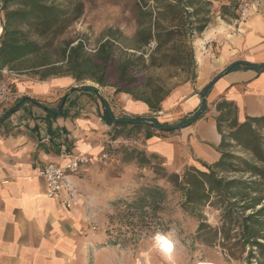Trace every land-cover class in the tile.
<instances>
[{
    "label": "trees",
    "instance_id": "trees-1",
    "mask_svg": "<svg viewBox=\"0 0 264 264\" xmlns=\"http://www.w3.org/2000/svg\"><path fill=\"white\" fill-rule=\"evenodd\" d=\"M148 1L155 3L156 7L150 10L147 0L139 2L136 6V30L128 44L123 41L119 31L108 28L96 48L88 52L80 39L61 40L63 32L81 17V3L62 5L55 4L52 0H2L0 73L6 70L17 75L32 74L41 81L54 77H71L81 86L71 88L70 93L95 92L96 89L85 85L86 82L99 87H111L115 93L127 94L146 104L150 112L157 113L161 102L170 93L160 79H155L157 71L172 69L182 72L193 67L191 43L210 24L212 3L209 0ZM242 2L243 0H227L226 4L220 6V19L227 23L239 20ZM151 44H154L153 48H149ZM247 70L262 73L264 63L235 62L229 65L199 92V107L171 125L160 123L150 115L115 117L104 102L100 118L109 126L112 140L122 136L124 131L156 133L157 138H163L157 132L170 134L206 118L209 113L206 97L220 76ZM192 72L194 79V71ZM67 96L61 98L53 108L22 98L8 113L16 111L24 103H30L41 108L48 119L63 118L70 111L64 108ZM70 104L72 106V102L69 106ZM215 109L218 113L215 118L217 131L221 136L217 147L219 159L210 165L201 162L185 165L181 175L170 173L162 178L167 179L173 190L180 193V206L185 213L198 218L199 208L218 211L219 227L209 229H213L221 240L228 241L236 227L234 245L240 248L239 252L247 250L249 262L252 259L262 262L264 139L261 132L264 133V115L246 117L242 123L231 125L229 133L223 135L220 123L232 121L235 107L230 102L222 101L215 104ZM73 116L77 118L79 113H74ZM233 147L239 148L248 157L229 150ZM129 155L131 158L135 156L144 165L150 164L151 156L155 157L153 153L143 161L142 153L134 150ZM147 192L150 193L148 190ZM153 199V196L147 199L148 205L154 203ZM197 221L199 233L207 226L201 220Z\"/></svg>",
    "mask_w": 264,
    "mask_h": 264
},
{
    "label": "crops",
    "instance_id": "crops-1",
    "mask_svg": "<svg viewBox=\"0 0 264 264\" xmlns=\"http://www.w3.org/2000/svg\"><path fill=\"white\" fill-rule=\"evenodd\" d=\"M220 32L216 30L206 39L211 45L199 57L200 63L196 61L200 52L195 37L191 43L193 67L187 68L194 71L195 78L191 82H178L157 113L127 94L115 93L111 87L85 83L96 91L70 93L71 88L81 86L71 77L41 81L26 75L14 76L12 92L5 102L0 100V264H70L74 249L79 250L85 244V237L77 235L80 226L85 228L80 219L76 220L78 213L62 205L66 193H61L58 199H49L38 173L46 164L61 163L77 153L99 154L109 129L100 118L103 102L115 117L150 115L171 125L199 107V92L229 65L264 63V14L245 19L237 32L226 38L219 39ZM65 95L68 96L64 108L70 111L63 118L48 119L41 108L30 103L8 113L22 98L53 108ZM222 101L235 107L236 123H242L246 117L263 116L264 72L223 74L206 97L209 113L205 119L170 134L157 132L163 138L145 133V149L162 158L174 172L185 165L215 163L221 142L215 104ZM77 112L79 116L75 118L73 114Z\"/></svg>",
    "mask_w": 264,
    "mask_h": 264
},
{
    "label": "rangeland",
    "instance_id": "rangeland-1",
    "mask_svg": "<svg viewBox=\"0 0 264 264\" xmlns=\"http://www.w3.org/2000/svg\"><path fill=\"white\" fill-rule=\"evenodd\" d=\"M52 1L55 4L62 5L74 2H79L83 5L81 17L63 32L61 40L80 39L83 41L85 49L88 52H92L108 28L119 31L124 38L123 41L126 44L129 43L136 30V6L142 0ZM209 1L212 3L210 24L195 39L197 40L196 47L200 52L199 57H201L202 53L204 55V51L209 50L208 46L211 45L209 40L200 43L205 34L211 33L209 37L211 38L214 31L221 30L220 39V37L237 32L245 19L264 14V0H243L240 7L241 16L239 20L227 23L219 17L220 6L226 4L227 0ZM147 4L150 10L156 7L152 1L147 0ZM218 42L217 45H219ZM153 47L154 44L149 46V48ZM2 72H5V74L0 73V80L3 81L0 83V100L5 102L13 90L11 87L12 79L14 76L21 75L6 70ZM157 74L158 76L155 79H160L165 89L170 92L177 87L178 82L193 81V72L189 69L182 72L162 69L157 71ZM23 75L35 77L32 74ZM65 91H61V93ZM231 120L229 123H220V131L223 135H227L230 126L236 123L235 115L231 117ZM109 130L110 128L106 131L107 139L103 142L99 154L95 156L87 154L92 158V162L69 178V191L65 192L67 199L71 201V207L68 209H75L78 213L76 220L80 219V222L85 225V228L80 226L79 231H77V235L85 237V244L80 246L79 250L74 249L73 260L70 264H164L162 255L152 248L151 238L157 232L167 231H172L174 239L177 241L176 256L174 258L177 264H264V259L261 260L262 262H256L253 259L249 262L247 260V250L244 253L239 252L240 248L234 245L236 227L231 232L228 241H223L218 234H214L213 229L219 227V222L217 221L218 211H212L209 208H199L197 209L198 218H193L185 213L182 210V206H180V193L173 190L171 185L167 183V179L165 180V187H156L155 181H153L150 186L132 190L126 193L123 198L117 200L113 205L117 209V213L116 216L111 218V224L107 230L97 231L93 226L89 225L84 220L82 212L100 211L102 206L89 209L88 205L80 203L77 197L88 196L87 185L90 180L94 179L95 171L96 173L106 172L108 180L118 177L120 173V168L117 166L120 159V150L114 149L115 145L112 144V141L115 140L110 138ZM261 133L264 139V133ZM122 134V136L117 138L131 139V143L134 145L133 150L142 153L144 156L143 161H146L153 154L147 152L144 147L146 144L144 131H131L128 133L124 131ZM229 150L237 155L248 157L239 148L233 147ZM123 152L125 160L136 159L135 156L130 157V151L124 149ZM149 161L150 164L148 165L154 169L157 180L170 173L181 175L182 169L174 172L156 154L155 157L151 156ZM94 165H100L102 169L95 168ZM147 190L150 192L149 194H147ZM152 196L154 197V203L148 205L147 199H151ZM197 219L207 226L206 228L201 227L202 229L199 233V222ZM210 227L213 229H209Z\"/></svg>",
    "mask_w": 264,
    "mask_h": 264
},
{
    "label": "clouds",
    "instance_id": "clouds-1",
    "mask_svg": "<svg viewBox=\"0 0 264 264\" xmlns=\"http://www.w3.org/2000/svg\"><path fill=\"white\" fill-rule=\"evenodd\" d=\"M123 141V143H121ZM114 149L120 150L118 167L120 173L118 177L107 179L106 172L94 174V179L87 185L88 196L77 199L83 205L87 204L89 209L102 206L100 211H83L84 220L97 231L107 230L111 224V218L116 216L117 209L113 206L115 202L132 190L150 186L155 181L156 187H165L164 178L156 179V173L149 165H141L136 159L125 160L123 150L132 151L134 145L131 139L123 137L112 141ZM152 248L158 251L164 260V264H177L176 256L177 241L174 239L172 231L157 232L151 238Z\"/></svg>",
    "mask_w": 264,
    "mask_h": 264
},
{
    "label": "built area",
    "instance_id": "built-area-1",
    "mask_svg": "<svg viewBox=\"0 0 264 264\" xmlns=\"http://www.w3.org/2000/svg\"><path fill=\"white\" fill-rule=\"evenodd\" d=\"M91 162L92 158L87 154L78 153L66 157L61 163H48L42 167L38 175L45 183L46 196L49 199L60 198L61 193L69 191V178ZM62 205L68 209L71 201L66 198Z\"/></svg>",
    "mask_w": 264,
    "mask_h": 264
},
{
    "label": "bare ground",
    "instance_id": "bare-ground-1",
    "mask_svg": "<svg viewBox=\"0 0 264 264\" xmlns=\"http://www.w3.org/2000/svg\"><path fill=\"white\" fill-rule=\"evenodd\" d=\"M210 35H211V33H207V34H205L203 40L208 39V38L210 37ZM203 40H201L200 43H202ZM196 61H198V63L201 62L199 56H198V59H197ZM198 264H207V263H198Z\"/></svg>",
    "mask_w": 264,
    "mask_h": 264
}]
</instances>
